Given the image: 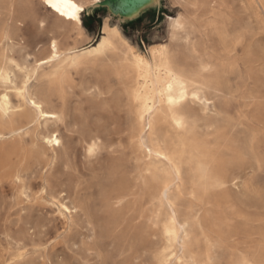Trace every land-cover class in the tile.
<instances>
[{
  "label": "rangeland",
  "instance_id": "obj_1",
  "mask_svg": "<svg viewBox=\"0 0 264 264\" xmlns=\"http://www.w3.org/2000/svg\"><path fill=\"white\" fill-rule=\"evenodd\" d=\"M26 5L16 13L22 43L12 52L0 44V60L13 54L20 65L33 67L50 55L52 39L63 54L79 51L95 43L107 23L149 60L153 48H168L192 66L208 63L220 71L216 88L206 89L210 109L204 113L196 107L207 117L194 142H206V153L216 157L227 181L207 184L206 192L187 185L182 193L174 190L172 198L181 212L199 213L202 227L192 228V237L198 251L215 254L216 264H264V0H157L133 23L108 8L90 6L82 14L81 34L42 0ZM8 17L0 13V25ZM60 68L69 81L63 88L51 87L48 75ZM17 72L12 70V78ZM107 79L109 86L102 89ZM34 82L37 90L51 87L47 98L59 119L46 126L58 132L61 144L48 165L33 150L31 134L13 151L12 141L0 138V264H156L158 253L164 258L165 243L161 231L155 234L156 212L161 226L169 209L155 207L135 181L137 166L147 157L139 149L138 122L117 76L102 73L90 60L71 65L64 55L44 64ZM4 88L0 84V92ZM8 91L17 105L12 85ZM94 132L102 142L91 154L85 138ZM8 154L15 168L29 166L22 174L27 190L5 177L1 165ZM118 162L127 166L122 177L134 184L133 194L121 201L112 198L122 178L113 171ZM58 200L70 207L71 218L55 204Z\"/></svg>",
  "mask_w": 264,
  "mask_h": 264
},
{
  "label": "bare ground",
  "instance_id": "obj_2",
  "mask_svg": "<svg viewBox=\"0 0 264 264\" xmlns=\"http://www.w3.org/2000/svg\"><path fill=\"white\" fill-rule=\"evenodd\" d=\"M27 1L30 2L26 0L24 4H19L17 0H0V13H9L8 20L0 25V44H7V52H12L16 44L22 43V20L16 13H23L24 8H29ZM42 2L58 19L73 23L78 34H81L82 14L101 0H92L89 4L73 0L80 11H69L77 19H70L56 12L46 0ZM103 26V35L95 43L79 51L70 50L63 54L58 41L52 39L49 43L50 55L47 59L38 60L33 67L20 65L13 54L4 55L0 60V84L5 87L0 92V138L12 141L13 151L18 141L22 142L26 135L31 134L33 150L51 165L55 155L51 157L50 153L60 146L61 139L56 130L50 131L46 126L47 122L59 119V114L52 109L47 98L48 92L53 86L63 88L69 80L65 69H56L48 75L51 87L37 90L34 81L38 80L40 68L65 55L71 65L84 59L90 60L93 65H98L102 73L115 74L128 99L129 110L135 113L138 146L147 157L145 162L138 164L135 181L147 189L148 201L155 207L166 205L169 209L168 217L162 221L161 226L160 215L156 212L155 234L161 231L165 238L162 249L164 258L158 253L156 264H216L215 254L209 249L203 253L198 251L192 237L191 229L195 226L202 227L199 213L188 209L181 212L172 198V192L176 190L182 193L188 186L193 190L201 189L206 192L207 184L222 186L227 181L225 170L215 165L216 157L206 153V142H194L199 130L205 125L202 120L207 117V114H200L196 107L204 113L210 109L212 102L206 89L218 84L220 71L209 69L208 63L192 66L181 57V52L168 48L159 47L155 51L153 48L152 59L149 60L134 52L117 28L110 27L107 23ZM59 28L58 26L57 29ZM13 69L18 70L14 78L11 76ZM18 77H22L19 85L15 81ZM9 85H12L15 96L19 99L17 105L11 101ZM108 86L107 79L101 87L107 89ZM208 124L212 125L213 122ZM85 139L87 150L91 154L96 152L102 142L99 132L91 133ZM56 140L60 141L58 145ZM10 155L6 156L1 165L5 169V177L12 180L15 186H24L27 190L28 187L22 182V174H28L29 166L25 169L15 168ZM113 171L122 177L127 166L124 162H118ZM44 186L48 193L51 189L48 179L44 180ZM133 186L131 181L122 177L112 198L121 201L129 197L133 194ZM23 193L26 194V191ZM55 204L63 214L71 218V209L66 203L58 200ZM19 256L21 258L22 253Z\"/></svg>",
  "mask_w": 264,
  "mask_h": 264
},
{
  "label": "water",
  "instance_id": "obj_3",
  "mask_svg": "<svg viewBox=\"0 0 264 264\" xmlns=\"http://www.w3.org/2000/svg\"><path fill=\"white\" fill-rule=\"evenodd\" d=\"M156 3L157 0H101L91 8H108L115 16L126 19V22L129 23L140 18L146 9Z\"/></svg>",
  "mask_w": 264,
  "mask_h": 264
},
{
  "label": "snow or ice",
  "instance_id": "obj_4",
  "mask_svg": "<svg viewBox=\"0 0 264 264\" xmlns=\"http://www.w3.org/2000/svg\"><path fill=\"white\" fill-rule=\"evenodd\" d=\"M46 3L53 8L56 12L64 15L70 19H77L78 17L69 9L75 10V12H79L80 9L73 2V0H46ZM55 45H53L54 47ZM51 142V141H50ZM55 143L58 145L60 143L59 140H56Z\"/></svg>",
  "mask_w": 264,
  "mask_h": 264
},
{
  "label": "trees",
  "instance_id": "obj_5",
  "mask_svg": "<svg viewBox=\"0 0 264 264\" xmlns=\"http://www.w3.org/2000/svg\"><path fill=\"white\" fill-rule=\"evenodd\" d=\"M142 17H143V15L140 18H138L137 20H135V21H139L140 19H142ZM135 21H132V22H129V23H133Z\"/></svg>",
  "mask_w": 264,
  "mask_h": 264
}]
</instances>
